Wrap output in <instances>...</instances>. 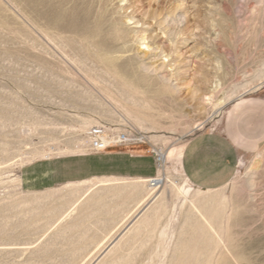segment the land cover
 Here are the masks:
<instances>
[{"label":"rangeland","instance_id":"obj_1","mask_svg":"<svg viewBox=\"0 0 264 264\" xmlns=\"http://www.w3.org/2000/svg\"><path fill=\"white\" fill-rule=\"evenodd\" d=\"M74 9L88 36L62 35L91 41L86 61L48 35ZM255 93L264 0H0V264H264V150L212 191L175 155ZM96 130L137 140L94 151ZM108 152L125 153L128 172L144 158L155 175L88 173ZM61 162L47 185L25 173Z\"/></svg>","mask_w":264,"mask_h":264},{"label":"crops","instance_id":"obj_2","mask_svg":"<svg viewBox=\"0 0 264 264\" xmlns=\"http://www.w3.org/2000/svg\"><path fill=\"white\" fill-rule=\"evenodd\" d=\"M263 150L264 93L244 95L230 104L219 125L188 139L182 150L181 166L193 186L212 191L234 179L240 159ZM130 160L132 172H128L125 153L98 155L88 166V173L96 176L108 173L155 175L153 168L144 172V158ZM62 167V162L55 166L48 163L29 165L25 173L31 183L47 185Z\"/></svg>","mask_w":264,"mask_h":264},{"label":"bare ground","instance_id":"obj_3","mask_svg":"<svg viewBox=\"0 0 264 264\" xmlns=\"http://www.w3.org/2000/svg\"><path fill=\"white\" fill-rule=\"evenodd\" d=\"M45 1V0H44ZM70 1V0H68ZM31 3V2H29ZM32 6V5H31ZM65 10V9H64ZM53 13V12H52ZM77 9H74L73 12H67L64 14L63 13H56V15L59 17V18H65L67 20V23H57L55 25V31L54 33H48V35L54 40V42L58 45H66V47L69 45L70 46V50L73 51L74 53H77L76 54V59L77 60H83V61H86V60H89V59H92V56H78V52L79 51H82L84 49H87V47H89L90 45V42L91 41H87V43H84L83 40L80 41V39L77 41L76 39L72 37H68V36H63L62 34L64 33H71L72 35H80L81 37L85 38L88 36V34H86L85 32L81 31L80 28L78 27L77 23L75 22V18L77 17ZM81 15V14H80ZM85 17V16H84ZM79 18V17H78ZM59 19V20H61ZM87 21V20H86ZM84 23V22H83ZM80 24V23H79ZM85 24V23H84ZM83 26V25H82ZM96 27V26H95ZM86 28V27H85ZM100 31V30H99ZM92 32V31H91ZM98 32V31H97ZM93 35V34H92ZM100 36V35H99ZM90 37V36H89ZM96 37V36H95ZM88 39V38H86ZM90 39V38H89ZM97 39V38H96ZM104 43V42H103ZM116 59V58H115ZM99 62V61H98ZM111 62V61H110ZM96 63V62H95ZM108 70H110V68H108ZM125 87L129 88V90H133V91H138L137 89H139V86H135L134 84H129V83H124ZM219 84H216V86L214 87V89L216 87H218ZM124 87V86H123ZM126 89V88H125ZM209 99H211V95L208 97ZM100 132V131H98ZM102 134V133H101ZM100 134V135H101ZM103 136L106 141L108 143H115V142H118L119 139H123L121 135L117 136V137H107L105 135H101ZM118 138V139H117ZM124 140L126 141H130V142H133V141H136L137 139H134L133 137L131 136H125L124 137ZM157 154H158V157H159V160L162 161L164 159H166V155L161 153L160 151H156ZM180 155V159L182 158L181 155H182V151H179V149L177 148L175 150V155ZM178 157V156H177ZM179 158V157H178ZM178 160V159H177ZM179 162V161H178ZM161 173V172H160ZM150 187L153 189V188H156L158 187L159 185H161V183H163L164 181V178H162L161 176H157V177H154V178H151L150 180ZM213 198V197H212ZM211 197H205V200H212ZM158 199V196H153L152 200H156ZM214 199V198H213ZM145 200V199H144ZM150 199V201H152ZM151 203V202H150ZM150 203L147 204V206L139 212L138 214V217L135 219L134 223H135V228L136 230L138 229H141L143 227H146L147 226V222H148V219H149V215H148V211L150 210V207L151 205H149ZM154 203V202H152ZM193 206L198 209L199 211V214L206 220L207 224L211 227L212 230L215 231V227L214 225L212 224V222L206 217V215L204 214L202 208L199 207V205L195 202H193ZM196 211V210H195ZM159 213V211L157 210V214ZM198 213V212H197ZM133 227V226H132Z\"/></svg>","mask_w":264,"mask_h":264},{"label":"built area","instance_id":"obj_4","mask_svg":"<svg viewBox=\"0 0 264 264\" xmlns=\"http://www.w3.org/2000/svg\"><path fill=\"white\" fill-rule=\"evenodd\" d=\"M94 133L95 134H97L95 137H93V139H92V142H91V146H92V149L94 150V151H104V150H107L109 147H111V146H114V145H117V144H123V143H130V141H126V140H124V137L126 136V135H123L122 136V138L123 139H119L118 140V142H115V143H108L107 141H106V139L103 137V136H101V135H99V133H101V132H98L97 130L96 131H94ZM118 139V138H117ZM155 153L157 154V152L155 151ZM158 155V154H157Z\"/></svg>","mask_w":264,"mask_h":264}]
</instances>
